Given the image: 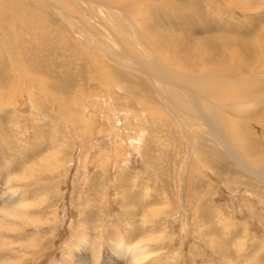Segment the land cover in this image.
<instances>
[{"label":"rangeland","instance_id":"374dc122","mask_svg":"<svg viewBox=\"0 0 264 264\" xmlns=\"http://www.w3.org/2000/svg\"><path fill=\"white\" fill-rule=\"evenodd\" d=\"M8 1L0 192L20 202L0 224V264H128L129 249L139 248L146 252L137 264H264V179L237 163L188 102L169 94L176 105L167 106L144 75L118 62L123 41L97 4ZM177 2L190 3L193 18L178 23L171 5L148 0L110 9L146 39L171 31L235 38L264 28L263 13L243 10L240 0ZM129 44L136 48V39ZM249 118L223 125L234 153L257 161L264 116Z\"/></svg>","mask_w":264,"mask_h":264},{"label":"bare ground","instance_id":"6f19581e","mask_svg":"<svg viewBox=\"0 0 264 264\" xmlns=\"http://www.w3.org/2000/svg\"><path fill=\"white\" fill-rule=\"evenodd\" d=\"M83 1L88 5L96 3V8L104 14L103 23L116 31L115 34L122 39L124 47L122 42L121 45L126 54L117 55L118 62L127 64L133 70L144 75L156 89L164 104L171 102L176 105L169 94L177 96L180 100L177 101L179 105L188 102L193 118L198 120L226 148L228 147L237 163L264 179V159L247 161V159L238 157L228 143V131L223 125L225 117L234 118L238 123H240L239 121L253 123L254 121L249 117L254 113L264 116V86L260 90H256L258 85L264 83V28L251 36L244 35V33L235 38L227 36L222 39L220 37L189 39L171 31L168 33V39H164L166 37L146 39L145 31L140 29L139 32L130 17L118 16L114 10L110 9L122 0ZM148 1L162 2L165 7L171 5L178 23H185L193 18L190 13V3H179L177 0ZM68 3L71 10H75L74 1ZM8 5L10 14L18 13V6L15 2L8 1ZM8 5L6 0H0V20L5 19L6 15L9 16L4 10ZM55 5L62 6L59 3H55ZM240 8L245 11L260 10L264 20V0H248L246 3L245 0H240ZM243 36H246L247 39L242 38ZM132 39L137 41L136 48L129 44ZM218 42L221 45H218ZM132 60H135L134 64H131ZM159 86L164 87L167 93L161 94ZM167 106L169 105L167 104ZM2 182L4 183V181ZM14 197L13 194L0 192V224H5L7 220L4 221V219L8 218L6 213L19 204L20 197L16 199ZM20 208H22L21 211H24L27 206ZM145 252L143 248L135 251L129 249L126 255L129 257L128 260L132 261H129L128 264L140 263L144 257H139ZM224 253L220 255L224 256ZM116 264H120V262L117 261Z\"/></svg>","mask_w":264,"mask_h":264}]
</instances>
